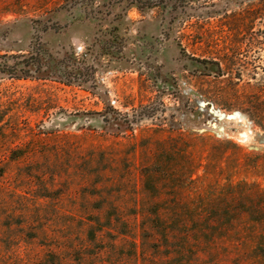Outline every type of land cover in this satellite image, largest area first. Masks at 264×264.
Listing matches in <instances>:
<instances>
[{
	"label": "rangeland",
	"instance_id": "obj_1",
	"mask_svg": "<svg viewBox=\"0 0 264 264\" xmlns=\"http://www.w3.org/2000/svg\"><path fill=\"white\" fill-rule=\"evenodd\" d=\"M175 1L0 0V64L38 40L77 60L47 80L0 72V264H264L263 202L254 224L237 206L240 181L264 190V130L199 95L226 16L259 0Z\"/></svg>",
	"mask_w": 264,
	"mask_h": 264
},
{
	"label": "trees",
	"instance_id": "obj_2",
	"mask_svg": "<svg viewBox=\"0 0 264 264\" xmlns=\"http://www.w3.org/2000/svg\"><path fill=\"white\" fill-rule=\"evenodd\" d=\"M92 1L93 0H65L64 6H69V8H71L79 2L88 5V3H92ZM135 1L136 0H130L131 4H134ZM191 1L195 0H176V7L186 6ZM227 18L234 19L235 21L233 23H227L226 27L229 32V37L222 41L223 45L221 49H218L219 45L217 41L212 42L216 46V51L212 53L215 57L203 60V63L212 65L216 71L214 75H205V77L208 78V81H205L207 88L203 89L202 87L199 95L205 97L211 104L219 106L224 110L238 111L246 115L250 121L264 130V80H258L256 78L258 70L264 73V31L258 30L253 33V29L251 28L257 20L264 19V0H259L257 4L250 5L242 13L226 16V19ZM49 29H52V27L45 25L43 31L46 32ZM243 33L249 35V37H242L239 39ZM246 39L249 40L248 45H246L248 48H250L251 45L256 47L255 54H257V56L252 61H245L240 58L243 56L241 52L243 49V40ZM117 40L118 38L115 36L111 41L104 42L102 47L103 51L108 52V54L120 53L121 48L117 46ZM4 58L6 60L11 58L15 60V62L10 64L8 61H5L3 64H0V72L8 73L16 78H27L30 76L36 80H47L46 78L61 74L62 65L67 66L70 63H77L75 56L69 53H66L61 59H56L41 40H38L27 54L13 55L10 57L5 56ZM22 64L23 67H21ZM222 65L225 66L224 69H222ZM236 66L242 69L251 67V72L253 73L251 76L252 82H244L241 71H235ZM43 67L46 68V72H43ZM91 69L88 67L85 68L87 72ZM63 76H65L64 80H66L67 83H71L72 80L78 78L76 75H72V73H64ZM49 109L50 107L48 110ZM134 116L137 117V115ZM125 119L128 122L129 116H125ZM198 141L204 144L207 140L200 138ZM224 144L229 145L231 143H221L217 149L221 153H225L228 150L227 147L223 146ZM234 146L236 150H241L236 147V145ZM213 148L214 147L211 146V149ZM183 153L186 154L185 150H183ZM243 156V166H255L260 158V156H254V160L250 162L248 158L252 156L249 154H244ZM196 165L201 166L198 163L196 164V162L187 163L188 168H196ZM238 186L241 191V201L237 204L239 213L242 214L249 223L254 224L261 222L264 218L259 219L257 217L258 213L256 212V201L254 199L258 197L259 201H262L264 205V190L260 189L259 185L255 182L250 183L246 179L240 181Z\"/></svg>",
	"mask_w": 264,
	"mask_h": 264
},
{
	"label": "bare ground",
	"instance_id": "obj_3",
	"mask_svg": "<svg viewBox=\"0 0 264 264\" xmlns=\"http://www.w3.org/2000/svg\"><path fill=\"white\" fill-rule=\"evenodd\" d=\"M243 116H245V115H243ZM246 117V116H245Z\"/></svg>",
	"mask_w": 264,
	"mask_h": 264
}]
</instances>
